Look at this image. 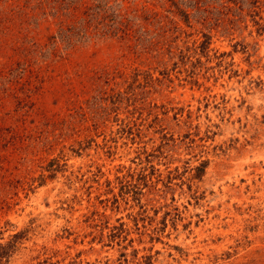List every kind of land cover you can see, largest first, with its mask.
I'll list each match as a JSON object with an SVG mask.
<instances>
[{
  "label": "rangeland",
  "instance_id": "1",
  "mask_svg": "<svg viewBox=\"0 0 264 264\" xmlns=\"http://www.w3.org/2000/svg\"><path fill=\"white\" fill-rule=\"evenodd\" d=\"M0 264H264V0H0Z\"/></svg>",
  "mask_w": 264,
  "mask_h": 264
}]
</instances>
